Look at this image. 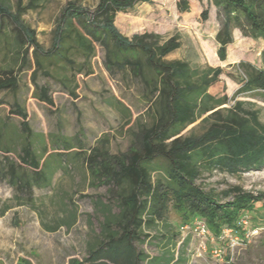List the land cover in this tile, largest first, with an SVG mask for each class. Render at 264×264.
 I'll return each instance as SVG.
<instances>
[{
  "label": "rangeland",
  "instance_id": "1",
  "mask_svg": "<svg viewBox=\"0 0 264 264\" xmlns=\"http://www.w3.org/2000/svg\"><path fill=\"white\" fill-rule=\"evenodd\" d=\"M16 7L19 0H5ZM21 1V0H20ZM68 1L93 9L97 0H22V6L34 2L37 7L23 15L25 24L37 32L44 49L52 45L54 31L62 8ZM189 12H181L179 0H153L140 3L127 12H120L116 24L126 35L148 30L164 42L177 36L181 46L167 55V61L183 60L201 74L221 67V73L208 88L214 98L229 97L219 108H232L237 101L243 108L257 111L264 123V100L258 93L236 94L240 87L238 64L246 61L263 66L264 40L245 37L239 29L229 46L228 58H219L216 33L220 27L218 8L212 0H188ZM209 10L204 20L201 13ZM77 26H79L77 24ZM8 41L15 43L13 31L5 29ZM5 34L0 37V69L15 68L20 85L16 92H0V125L20 127L23 119L13 112L16 104L27 112L34 133L42 136L49 151L45 173L49 185L20 186L3 177L0 172V264H71L89 255V249L99 237L103 223L120 212L121 188L109 175L93 174L90 158L97 151L124 157L141 145L142 130L151 124L153 99L141 77L128 70L111 68L106 62L105 49L96 44L89 59L69 52L74 65L64 60L46 64L36 81L32 49L25 63L14 49L7 50ZM212 76V74H211ZM35 83L49 88L53 104L36 98ZM203 114L182 132L183 136L201 135L209 123ZM69 139L71 145L55 144L54 137ZM18 152L10 159L21 164ZM68 154L65 161L58 154ZM5 154L0 153V161ZM155 165L165 166L157 159ZM197 182L207 191L222 194L239 186L254 194L264 193V165L260 168L232 174L220 168L201 164ZM23 169V168H22ZM115 170L117 168L115 167ZM28 176L33 172L25 170ZM160 172L153 173L156 179ZM204 219H193L184 210L170 205L164 219L144 228V241L136 243L148 258L143 264H264V204L258 203L248 212L246 234L234 231L214 236L206 223V232L199 228Z\"/></svg>",
  "mask_w": 264,
  "mask_h": 264
},
{
  "label": "trees",
  "instance_id": "2",
  "mask_svg": "<svg viewBox=\"0 0 264 264\" xmlns=\"http://www.w3.org/2000/svg\"><path fill=\"white\" fill-rule=\"evenodd\" d=\"M153 0H97L93 9L68 1L62 8L54 31L52 45L44 49L37 32L23 21V15L37 5L32 2L22 6V0L11 7L0 0V37L5 34L7 50H15L25 63L32 49L36 81L46 64L64 60L70 65L69 52L91 58L95 45L106 51V62L111 68L128 70L141 77L153 99L151 124L142 130L141 145L124 157L110 156L97 151L90 166L97 176L115 178L121 188L120 212L105 220L101 233L89 249L84 260L71 264H143L148 256L136 243L144 241L143 230L164 219L173 205L184 210L193 219H204L211 233L218 237L224 228L245 236L247 225L241 223L258 203L264 204V193L254 194L234 186L221 195L207 191L197 182L201 164L206 168H220L232 174L260 168L264 165V123L257 111L243 108L237 101L232 108H219L229 102V97L214 98L208 88L224 72L221 67L211 68L201 74L183 60L167 61L165 57L180 48L178 37L161 42L158 34L148 30L132 36L124 34L116 24L120 12H127L140 3ZM219 12L220 27L216 33L218 56L226 61L228 47L234 42V32L239 29L245 37L264 40V0H212ZM181 12H189L188 0H179ZM204 20L209 10L202 11ZM77 24L79 26H77ZM13 31L15 43L8 41L5 29ZM263 66L241 61L238 69L240 84L236 94L258 93L264 100V50ZM212 74V76H211ZM20 80L15 68L0 69V92H16ZM38 100L53 104L49 88L35 83ZM13 112L23 121L18 128L0 125V172L10 182L32 187L49 185L51 177L44 171L50 154L42 136L34 133L27 120V112L18 104ZM211 112L205 121L208 128L198 136H183L181 132L203 114ZM55 144L71 145L69 139L54 137ZM18 152L21 164L12 161L8 154ZM68 154H58L65 161ZM161 159L165 166L155 165ZM115 167L117 170H115ZM23 168V169H22ZM30 168L32 176L25 171ZM160 172L156 179L153 173ZM44 184V185H43ZM20 264H32L25 261Z\"/></svg>",
  "mask_w": 264,
  "mask_h": 264
},
{
  "label": "built area",
  "instance_id": "3",
  "mask_svg": "<svg viewBox=\"0 0 264 264\" xmlns=\"http://www.w3.org/2000/svg\"><path fill=\"white\" fill-rule=\"evenodd\" d=\"M247 222H248V217H243L242 219H241V223L242 224H247ZM199 228H201V230L203 231V232H206V223L204 222H202V223H199V226H198ZM227 231H233V229L232 228H227ZM249 235L248 234H246V237H248Z\"/></svg>",
  "mask_w": 264,
  "mask_h": 264
},
{
  "label": "crops",
  "instance_id": "4",
  "mask_svg": "<svg viewBox=\"0 0 264 264\" xmlns=\"http://www.w3.org/2000/svg\"><path fill=\"white\" fill-rule=\"evenodd\" d=\"M144 31H146V30H144ZM144 31H137V32H144ZM135 33H136V32H135ZM133 34H134V33H133ZM230 45H232V44H230ZM230 45H229V46H230ZM228 49H229V47H228Z\"/></svg>",
  "mask_w": 264,
  "mask_h": 264
}]
</instances>
